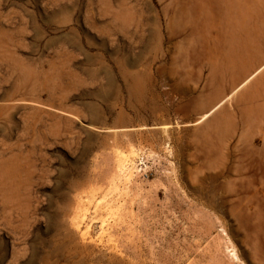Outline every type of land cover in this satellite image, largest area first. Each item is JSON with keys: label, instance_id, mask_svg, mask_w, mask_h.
<instances>
[{"label": "rangeland", "instance_id": "374dc122", "mask_svg": "<svg viewBox=\"0 0 264 264\" xmlns=\"http://www.w3.org/2000/svg\"><path fill=\"white\" fill-rule=\"evenodd\" d=\"M261 61L264 0H0V264H264Z\"/></svg>", "mask_w": 264, "mask_h": 264}, {"label": "bare ground", "instance_id": "6f19581e", "mask_svg": "<svg viewBox=\"0 0 264 264\" xmlns=\"http://www.w3.org/2000/svg\"><path fill=\"white\" fill-rule=\"evenodd\" d=\"M263 68H264V61H261L256 66H254L252 69H250L249 72L247 73V75L244 77V79H242L235 87H233L231 89L230 93H228L227 95H225L224 97H222L220 100H218L213 105V109H215L220 104H222L223 101H225L226 99L228 101L229 97L232 94H234L240 88H242L243 86H245L246 84H248V82L250 80L254 79V77L256 75H258L260 72L263 71ZM15 97H16V95L14 96L13 93H10V92H7V91H6L5 96L2 97V101L0 103V121H10L11 120V117H12V112H11L12 109H15L18 106H21V105L26 104L25 102H28V101L18 102V101H16L17 99ZM20 100H26V99L25 98H23V99L21 98ZM207 116H208V112L202 113L200 115V117L196 121L193 122V124H196V123L200 122L201 120H203ZM26 119H27V117H26ZM25 124H27V123H25ZM169 126H170L169 124L164 123L162 125L163 131H166V129ZM117 155L119 157L118 158V163H117V168H118V172H119V175H118V179L117 180H118L119 183H115L114 187L116 189L126 190L127 187H128V185H129V183L131 182V180L133 179V176H134L132 167H128V165L132 163V159H130V158H131V156H134L135 155V149H134L133 145H130V147L128 149V152H127V150L118 149L117 150ZM250 167L253 170V172H252V175L253 176H259L260 178L263 177V162H262V160H253L252 163L250 164ZM84 216H85V210H84V208H80L79 207L77 210H75V213L73 215V221L72 222L75 225H79L80 221L84 218ZM236 252L237 251H236L235 247L232 246V253H233L234 257L236 259H239ZM15 253L16 252H12L11 251V254H12V257L14 258V260L11 261V262H9L8 264H18L17 261H16L18 258H17V256H16Z\"/></svg>", "mask_w": 264, "mask_h": 264}, {"label": "built area", "instance_id": "2783aa9c", "mask_svg": "<svg viewBox=\"0 0 264 264\" xmlns=\"http://www.w3.org/2000/svg\"><path fill=\"white\" fill-rule=\"evenodd\" d=\"M163 148L165 156H169L171 149L168 142L163 144ZM150 157H155V155L149 149L143 147L136 150L132 163L128 165V167H132L134 176H137L141 180H148L156 174V168L148 160Z\"/></svg>", "mask_w": 264, "mask_h": 264}]
</instances>
